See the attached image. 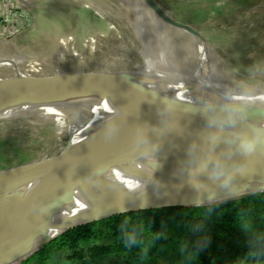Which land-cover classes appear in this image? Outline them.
<instances>
[{
    "label": "bare ground",
    "instance_id": "1",
    "mask_svg": "<svg viewBox=\"0 0 264 264\" xmlns=\"http://www.w3.org/2000/svg\"><path fill=\"white\" fill-rule=\"evenodd\" d=\"M142 1L147 4L146 0ZM120 5L135 14L142 27L146 26L142 7L124 2ZM165 26L170 25L161 18L159 24H150L156 39L165 36ZM183 30L198 45L192 67L179 70L144 57L135 70L120 69L124 86L103 82L85 86L83 90L58 87L33 95L7 96L11 89L28 80L44 77L32 75L23 71L18 63L0 58V68L8 65L19 73L0 78V120L22 119L32 123V119L38 118L50 122L55 134L69 136V153L92 143L80 166L59 189L64 198L59 200H63L60 210L52 214L54 224H48L45 232L37 237L1 251L0 264H8L39 247L67 226L113 212L118 204L217 203L253 194L258 190L253 183L258 181L264 186V160L236 163L221 170L215 168L218 161L174 159L180 152L179 147L167 141L144 140L166 124L163 118H148L151 106L152 112L158 107L171 106L264 125V89L233 90V86L215 73L206 43L189 30ZM60 73L61 70L57 72ZM106 73L110 72H88ZM132 146L131 161L118 160ZM134 156L137 160L132 161ZM52 160L18 168V171L9 170L8 174L1 172L0 179L23 174L19 180H24ZM102 177L115 185L103 191L96 185ZM44 179L38 177L20 187L29 196ZM13 184L1 189L0 200L21 183ZM2 208L0 206V211ZM10 252L12 256H3Z\"/></svg>",
    "mask_w": 264,
    "mask_h": 264
},
{
    "label": "rangeland",
    "instance_id": "2",
    "mask_svg": "<svg viewBox=\"0 0 264 264\" xmlns=\"http://www.w3.org/2000/svg\"><path fill=\"white\" fill-rule=\"evenodd\" d=\"M28 1L0 0V58L32 75L106 71L121 78L120 69L135 70L146 57L179 70L192 67L198 45L191 35L165 26V36L156 39L150 24H159L160 9L206 43L215 73L233 90L264 89V0H152L157 9L142 0ZM123 2L143 8L145 27ZM12 68L1 67L0 78L17 76ZM32 120H0V173L68 149L69 136Z\"/></svg>",
    "mask_w": 264,
    "mask_h": 264
},
{
    "label": "trees",
    "instance_id": "3",
    "mask_svg": "<svg viewBox=\"0 0 264 264\" xmlns=\"http://www.w3.org/2000/svg\"><path fill=\"white\" fill-rule=\"evenodd\" d=\"M14 264H264V192L106 217Z\"/></svg>",
    "mask_w": 264,
    "mask_h": 264
},
{
    "label": "water",
    "instance_id": "4",
    "mask_svg": "<svg viewBox=\"0 0 264 264\" xmlns=\"http://www.w3.org/2000/svg\"><path fill=\"white\" fill-rule=\"evenodd\" d=\"M146 1L151 5V7H155L157 9V7L153 5L152 0ZM158 14L164 23L178 29H188L190 32H193L189 25L174 19L165 11L159 9ZM103 82H115L119 85L122 84V86L125 84L118 75L112 73H76L28 80L23 85L18 86L15 89H11L9 95L7 96L33 95L38 92H44L58 87L71 88L76 86H91ZM148 109L151 111L148 113V118L152 119L153 117H160L166 121V124L161 130L156 131L149 138L144 140H162L167 141L170 144L177 145L180 152L178 153V156L174 158L176 160L197 159L218 161L220 163H215V168L221 170L236 163L264 160V125L262 123L245 122L228 118L226 116L213 115L210 113L198 112L197 110L171 106L158 107L155 108L153 112L152 106ZM91 146L92 143H89L81 150L74 153H69L67 149L59 156L51 158L54 160L50 161L46 166L24 180H19V177L23 174L6 175L0 179V191L12 182H14L13 185L21 183L0 200V206L3 207L0 211V252L16 243L22 242L23 240L37 237L45 232L48 224H54L52 214L60 210V207L63 205V200L61 202L59 200L64 198V194L60 193L59 189L80 166V162L86 157ZM133 148L134 146L120 156L118 160L122 162L131 161L130 156L133 154ZM51 159L37 163H44ZM132 159V161L137 160L135 156ZM29 165L25 166L28 167ZM22 167H19V169H24ZM14 169H11V171L19 170L18 168ZM38 177H45V179L31 195L26 196L27 193L20 186ZM96 185L105 191L115 184L110 179L102 177L97 180ZM253 185H255L258 189L254 193L264 192L262 181L253 183ZM207 204L213 203L118 204L115 206V210L113 212L104 213L101 216H96L67 226L58 236L72 228L117 214L161 207L200 206ZM58 236L52 238L51 240L57 238ZM39 247L27 252L8 264L16 263ZM3 256L10 257L12 255L10 252L5 253Z\"/></svg>",
    "mask_w": 264,
    "mask_h": 264
}]
</instances>
